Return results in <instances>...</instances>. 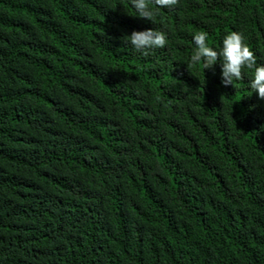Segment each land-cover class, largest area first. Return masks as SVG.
<instances>
[{
  "label": "trees",
  "instance_id": "obj_1",
  "mask_svg": "<svg viewBox=\"0 0 264 264\" xmlns=\"http://www.w3.org/2000/svg\"><path fill=\"white\" fill-rule=\"evenodd\" d=\"M156 11L0 0V264H264L254 69L187 65L233 31L264 65V0ZM150 28L165 47L125 43Z\"/></svg>",
  "mask_w": 264,
  "mask_h": 264
},
{
  "label": "clouds",
  "instance_id": "obj_2",
  "mask_svg": "<svg viewBox=\"0 0 264 264\" xmlns=\"http://www.w3.org/2000/svg\"><path fill=\"white\" fill-rule=\"evenodd\" d=\"M132 6L138 16L156 22L157 8H172L179 0H131ZM155 6V7H153ZM125 43H130L133 48L147 56L150 49L163 48L167 44V37L163 31L147 29L134 30ZM195 49L187 63L191 69L203 61L204 69H213L219 62L221 64V81L225 86L234 85V82L244 77V68L254 69L249 80L251 89L258 93L264 100V65L257 66L253 51L244 43L243 34L233 31L223 38L222 48L217 51L206 43L207 34L199 32L193 37ZM235 86V85H234Z\"/></svg>",
  "mask_w": 264,
  "mask_h": 264
}]
</instances>
